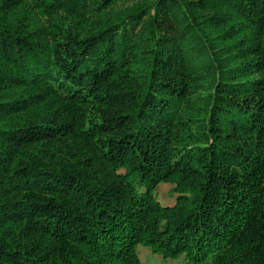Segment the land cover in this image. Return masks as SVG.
Here are the masks:
<instances>
[{
	"label": "trees",
	"instance_id": "1",
	"mask_svg": "<svg viewBox=\"0 0 264 264\" xmlns=\"http://www.w3.org/2000/svg\"><path fill=\"white\" fill-rule=\"evenodd\" d=\"M122 1L0 0V264H264V0Z\"/></svg>",
	"mask_w": 264,
	"mask_h": 264
},
{
	"label": "rangeland",
	"instance_id": "2",
	"mask_svg": "<svg viewBox=\"0 0 264 264\" xmlns=\"http://www.w3.org/2000/svg\"><path fill=\"white\" fill-rule=\"evenodd\" d=\"M138 0H125L116 4L111 8V14L119 10L131 7ZM108 14H110L108 12ZM111 16V15H110ZM176 188L173 184L161 185L157 190V200L162 207H172L176 203ZM135 253L137 255L139 264H185L182 259L176 261H163L161 258L152 255L146 248L141 245L136 246Z\"/></svg>",
	"mask_w": 264,
	"mask_h": 264
}]
</instances>
